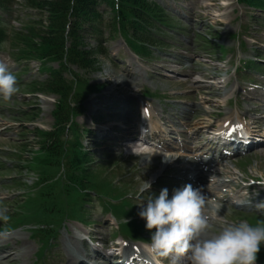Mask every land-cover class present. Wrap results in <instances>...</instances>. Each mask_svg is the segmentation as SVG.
<instances>
[{
  "label": "rangeland",
  "instance_id": "rangeland-1",
  "mask_svg": "<svg viewBox=\"0 0 264 264\" xmlns=\"http://www.w3.org/2000/svg\"><path fill=\"white\" fill-rule=\"evenodd\" d=\"M158 1H160L162 5L164 4L169 11L177 15V18L181 20V25L184 29L186 26H189V33L195 30L204 33H207L210 30L218 32L222 38V40L218 41L223 42L228 47L237 49V56H239V58L241 57V59L242 57L245 58L251 54L249 50H256L257 47L258 50L261 48L264 49L263 28L260 27V25L254 20L255 17L252 15V12L236 4L235 0H157V2ZM21 5L24 7L21 9V12H19L21 14L19 16L21 22L15 23L18 28L22 27V24L27 23L28 21L37 19V17L34 16L37 14L36 12L26 8L23 1ZM240 33H242L243 38L237 39V41L231 39L232 34L237 36ZM185 39L186 42H184V48L181 51L175 50L176 53H174L175 51L168 49L163 54L159 55L160 60L150 64L145 62L143 63L144 65L128 53L124 45H122L123 41L120 43L117 42V44L112 45V47H116L117 50H120V48L124 49L128 54L123 56L126 58V61H122L121 67L118 70H115L113 63L109 62L105 58L101 60L99 56H96V58L98 57L97 59L100 66H102V69L100 72L90 74L87 76V79L90 77L92 83L100 85L103 82H108L112 85L110 88L114 89L113 92L115 91L117 94L132 90L137 96H139V89H132V87H136V83L139 87V82H141L142 79L145 81L143 84L145 87L151 86L155 90L160 91H164V89L168 86H180V83L177 82L181 81L178 79L172 81L167 79L165 80V78L157 74L166 75L168 74L167 71L175 70L172 67L173 63L171 61L174 62L179 60L182 62L183 67H192V65L197 63H201V65L204 66L211 61L210 59H201L199 57L197 43L193 42L194 40L192 35L189 38L187 36ZM242 43L245 44L244 47H241ZM237 56L235 58H238ZM229 58L234 60L233 55H230ZM0 62L5 63L10 71L17 72L18 65L11 62L8 56L0 57ZM21 68L23 67H20L18 70ZM37 70L38 64L36 62L29 64V71L22 77V82H29L35 78V75L38 74L36 73ZM152 77H155V79ZM134 80H136V82ZM193 81L194 79H191L190 83ZM182 88L184 87H175L174 90L176 91L174 92H178ZM16 98L19 103H27L26 105H23L22 109L26 110L29 116L32 114L39 115V117L33 121L35 122L36 127L31 126V130L35 128H43L46 131L51 129L54 124L52 116L53 104L51 105L47 101L46 97L45 99L40 97L42 100L39 102L32 96L24 98L23 95H20ZM88 103L89 102H86V107L88 106ZM30 104L33 105L29 106ZM101 107L103 108L106 106ZM37 109H40V111H37ZM77 120L80 124L87 123L89 120L88 114ZM259 154L260 153H258V155ZM260 156L261 162H255L254 168L257 170L256 173L264 177V153ZM135 178L136 180L140 179L139 176ZM33 253L34 251L31 254Z\"/></svg>",
  "mask_w": 264,
  "mask_h": 264
},
{
  "label": "clouds",
  "instance_id": "clouds-1",
  "mask_svg": "<svg viewBox=\"0 0 264 264\" xmlns=\"http://www.w3.org/2000/svg\"><path fill=\"white\" fill-rule=\"evenodd\" d=\"M18 90L16 76L0 62V100H10ZM145 201L139 204L138 215L150 233L145 248L150 255L172 256L174 264L183 257L189 264H257L264 247V224L233 222L210 212L201 189L190 183L173 189L171 197L165 187ZM6 213L0 208V221L8 220ZM9 235L0 232V239Z\"/></svg>",
  "mask_w": 264,
  "mask_h": 264
},
{
  "label": "trees",
  "instance_id": "trees-1",
  "mask_svg": "<svg viewBox=\"0 0 264 264\" xmlns=\"http://www.w3.org/2000/svg\"><path fill=\"white\" fill-rule=\"evenodd\" d=\"M10 0H0V6L9 2ZM122 3V15L127 17L139 18L140 24H153L149 19L153 18L155 14L149 8L150 5L146 0H120ZM249 1V0H248ZM99 1L97 0H46L44 2L30 1L29 6L37 9L42 13L48 15L47 26L40 27L39 30L35 28L29 29V35H19L18 40L26 45L25 58H34L40 61L56 60L62 61L66 52V30L68 22L72 23L70 33L68 34L72 46L68 49L67 64L62 63L61 69L51 70V76L47 83L40 84L42 91L55 93L59 96L58 106L55 108L54 115L56 117L57 125L60 127L57 135H64L65 124L70 122V118L76 115V108H72L71 91L72 86L64 78V73L68 72V64H82V67H89L93 64L91 55L93 52H85L81 46V39H85L86 27L94 24L96 18L100 17L98 13ZM71 20V21H70ZM139 33V31H138ZM6 33L0 31V43L6 38ZM102 48V47H101ZM103 49V48H102ZM71 74V72H68ZM77 77V76H76ZM85 81H79L81 85ZM83 85V84H82ZM83 88L87 87V83ZM55 139H61L52 134ZM60 142H54L50 148L49 155L54 156L60 154Z\"/></svg>",
  "mask_w": 264,
  "mask_h": 264
},
{
  "label": "bare ground",
  "instance_id": "bare-ground-1",
  "mask_svg": "<svg viewBox=\"0 0 264 264\" xmlns=\"http://www.w3.org/2000/svg\"><path fill=\"white\" fill-rule=\"evenodd\" d=\"M26 253H28V249H24L20 254H18V256L20 258H23L26 255ZM12 256L14 257V258H12V261L17 260L14 255H12ZM7 258H8V256L5 257L3 260H6Z\"/></svg>",
  "mask_w": 264,
  "mask_h": 264
}]
</instances>
